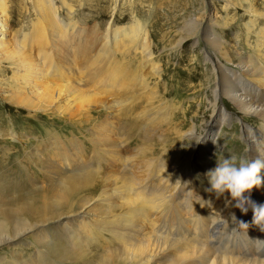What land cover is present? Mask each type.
I'll list each match as a JSON object with an SVG mask.
<instances>
[{"label": "rangeland", "instance_id": "1", "mask_svg": "<svg viewBox=\"0 0 264 264\" xmlns=\"http://www.w3.org/2000/svg\"><path fill=\"white\" fill-rule=\"evenodd\" d=\"M21 2L23 7L17 6V10L23 12L22 17L16 9L11 13L12 30L19 28V25H26L27 28L29 17L33 16V11L29 10L31 4L24 0ZM66 2L74 8L73 18L84 29L82 36L87 44L99 41L111 24L119 28L138 21L150 33L152 60L145 61L147 58L140 53L138 46L128 52L114 54L112 65L115 68L121 65L127 70L126 76L133 78V85L127 87L134 90L133 97L137 95L134 99L140 101V105L120 111L118 119L116 115L119 108L116 107V111L113 108H93L91 112L84 113L82 118H71L57 115L52 110L34 111L13 104L10 101L16 93V85L10 80L13 69L7 61H3L0 66V86L3 84L8 96L3 95L0 87V224H3L0 228V264H172L173 261L140 263L133 258L135 253L132 248L127 250L119 243L114 235L121 228L120 220L126 208L114 200V204H110L109 200L104 201L107 197L103 196L102 189H109L111 184L105 181L99 183L97 191L86 189L81 192L82 195H93L85 208L73 211L75 207L72 210L69 205H64L61 215L64 220L53 222L52 226L38 224L19 233L16 231L21 223L32 225L36 222L24 211L28 203L49 212L63 204L65 194L55 178L67 167H72L63 162L66 154L73 152V161L77 158L85 163L97 156L95 169L99 168L105 175L117 176L121 173L124 164L119 157L113 158L102 151L95 153L97 144L94 143V136L98 134H107L110 140L117 143L124 142L121 144L125 151L123 155L134 157L142 148L149 152L152 150V156L156 158H166L176 171L173 180L181 179L187 169L179 171L177 166L182 161L192 160L193 164L197 163L195 185L204 189L207 184L210 186L205 173L216 166L218 158L235 154L237 157L247 155L252 159H264V150L261 152L256 147V138L253 137L256 133L259 135L263 117L240 109L222 93L220 96L214 93V84L223 80L221 70L218 68L219 72L214 71L216 59L225 67L237 70L245 81L252 79L245 73L250 61L258 62L264 69V0ZM56 3L61 6V19L68 21L69 16L62 0H56ZM193 22H197V26ZM81 56L74 55L77 63ZM152 64L159 66L160 77L151 69ZM146 74L148 87L143 88L140 76ZM256 78L259 83H250L247 90L251 93L264 92V74ZM232 79L242 87L236 76ZM93 83L96 84L92 82L89 86H93ZM259 99H263V94ZM261 106L264 107V100ZM222 112L230 117L221 123ZM106 121L111 123L109 128L105 125ZM116 127L125 128L122 139L127 141L121 139L114 130ZM245 129L255 130L256 133L249 135ZM259 139L264 144L263 137ZM70 140L75 147L77 145V149L70 145ZM140 163L143 164V160ZM260 176L264 181V169ZM179 183L185 181L181 179ZM117 185L121 189V183ZM251 191L255 196L260 195L253 199L260 204L258 199L263 196L264 183ZM34 193L35 196L32 195ZM174 193L177 195V190ZM211 195L205 191V202L213 199ZM77 196H74L73 202ZM172 199L176 200V197ZM70 201L68 204L71 205ZM228 201L224 200L223 206L226 208H230ZM170 207L175 212L184 213L175 203ZM236 218L229 229L232 235L239 236L234 238L236 249L244 254L250 250L263 252L264 231L246 235L239 228V220L243 219L238 215ZM252 218L253 211L249 213V219ZM222 220L223 223L216 221L215 224L222 226L226 218ZM260 228L264 229L263 224ZM221 230L218 227L215 232ZM78 231L79 239L76 238ZM56 241L65 250L47 253L46 248ZM244 254L239 257L244 258Z\"/></svg>", "mask_w": 264, "mask_h": 264}, {"label": "bare ground", "instance_id": "2", "mask_svg": "<svg viewBox=\"0 0 264 264\" xmlns=\"http://www.w3.org/2000/svg\"><path fill=\"white\" fill-rule=\"evenodd\" d=\"M24 1L31 4L29 10L33 11V16L29 17L27 28H25L26 25H19V28L12 30L11 13L14 9L17 10V6L23 7L22 2L21 0H0V66L3 65V61H7L13 69V75L10 78L16 85V93L10 98L13 104H19L34 111L52 110L57 115L70 116L71 118H82L84 113L91 112L93 108L103 107L115 110L114 107H116L119 108L117 115L115 114L117 119L121 114L120 111L140 105V101L134 99L137 98V95L133 97L132 91L134 90L128 88L133 85L131 83L133 78L126 76L127 70L121 65L118 64L119 67L115 68L112 65V59L114 54L121 51L128 52L138 46L137 49L147 58L145 61L152 60L150 33L146 28H143L138 21L119 28L111 24L99 41L87 44L82 36L84 29L73 18L74 8L66 0H62V3L69 16L68 21L61 19V6L57 5L56 0ZM17 12L22 17L23 12L18 10ZM193 24L197 26V22H193ZM198 35L199 33L195 36ZM75 54L82 55L78 63L74 59ZM216 55L217 51H215ZM216 61L214 71L219 72V68L222 72L220 75H223L221 83L214 84L216 96H220L222 93L236 103L240 109L263 117L262 128L258 129L259 135H256L255 130L245 129L249 135L256 133L253 136L256 138L254 142L262 152L264 144H261L259 137H263L264 141V107L261 106L264 92L251 93L247 87L250 83H259V79L256 77L263 75L264 69L258 62L251 63L250 61L249 67L245 68V73L252 79L245 81L237 70L225 67L220 60L216 59ZM104 69L106 71L101 72ZM151 69L158 77L161 76L159 66L152 64ZM146 76L147 74L140 76V81L144 84L143 88L148 87ZM234 76L242 87H239L232 79ZM92 82L96 83H93L94 87L89 86ZM3 88L2 84L1 90ZM4 91L5 89L2 91L3 95L8 96ZM262 94L263 99L260 100L259 96ZM228 117H230L228 114L222 112L221 123ZM105 125L109 128L111 123L106 121ZM107 129L104 131L105 133ZM114 130L118 132L121 139L124 138L125 128L116 127ZM122 140L127 141V139ZM73 143L70 140V145L77 149V145L75 147ZM94 143L97 144L95 153L102 151L113 158L119 157L124 164L121 173L117 176L105 175L99 171V168L95 169L98 161L97 156H94L92 161L85 163L75 156L74 162L71 159V155H75L73 152L66 154L63 162H67L72 167L63 168L65 171L62 170L64 172L59 174L55 181L61 186L65 200L68 197L67 201L63 200L62 206L58 205L50 212L28 203L24 207V211L36 219V222L31 225V223H21L19 220L18 225L21 223V226L17 228L16 232H22L27 228L31 229L38 224L52 226L53 222L64 220L61 216L64 205H69L72 210L75 207L73 211L85 208L93 195L89 193L82 195L81 192L86 189L96 190L100 188L99 183L105 181L111 183V189L103 187V191L101 190L102 193L104 192L103 196L107 197L104 201L109 200L110 204L112 202L114 204L116 201L119 202V206L126 208V213L120 220L121 228L114 236L126 249L129 247L133 249L135 253L133 258L140 263H144V261L148 263L173 261L172 264H245V262L246 264H264V259H262L264 249L261 253L257 250H250L246 254L241 253L234 244L236 243L234 238L239 236H234L230 233L231 231L229 232L232 221L236 220L237 215L249 224L248 228L239 226L246 235L261 231L259 227L252 224L253 218L249 219L252 209L249 207L245 214L236 208L234 206L236 202L232 200L230 193H225L217 198L213 192L211 202L209 200L205 202L206 189L195 185L197 163L193 164L192 160L188 159L185 163L182 161L180 166H177L180 168L179 171L187 167L181 178L185 183H179L181 179H172L176 171L171 167V164L167 162L166 158L152 156V150L149 152L141 148L134 157L123 155L125 151L121 144L124 142L112 141L107 134L94 136ZM195 145L196 142L194 147ZM262 156L264 157L263 152ZM145 158L147 159L145 160ZM179 159L181 158L179 157ZM140 160H143V164L140 163ZM135 161L137 163L134 164ZM131 166H133L132 169ZM118 182L122 185L121 189L120 185H117ZM206 187L210 186L207 184ZM174 190H177V195ZM32 195L35 196V193ZM74 196L77 197L73 202ZM245 196H250L253 201L260 195L255 196L251 191L245 193ZM173 197H176V200H173ZM262 197L258 199L260 204H264V191ZM225 199L231 201L229 209L223 206ZM69 201L71 205L68 204ZM255 202L257 203V201ZM173 203L184 213L171 209L170 206ZM192 207H195V210H192ZM224 217L226 220L222 226H219V223L215 224L216 221L223 223L222 218ZM42 218L43 220H41ZM2 227L1 223L0 228ZM218 227L220 230L222 229V232H215ZM79 236L80 231L76 232L77 239ZM54 243L46 248L47 253L65 250V247L59 245V241ZM240 254H244V258H240ZM57 255L59 256V254ZM238 259L240 260L238 261Z\"/></svg>", "mask_w": 264, "mask_h": 264}, {"label": "clouds", "instance_id": "3", "mask_svg": "<svg viewBox=\"0 0 264 264\" xmlns=\"http://www.w3.org/2000/svg\"><path fill=\"white\" fill-rule=\"evenodd\" d=\"M262 169H264L262 158L252 159L247 155L237 157L235 154H230L227 158H218L216 166L205 173L210 184L206 191L214 192L217 198L230 193L232 200L236 202L234 205L236 208L245 214L249 207L252 209V224L260 228L264 224V204L252 201L250 196H245V193H250L254 187L264 182L260 176ZM228 203L231 204V201ZM233 216L235 217V214ZM239 221L241 227H249L248 223ZM261 230L264 231V229Z\"/></svg>", "mask_w": 264, "mask_h": 264}]
</instances>
